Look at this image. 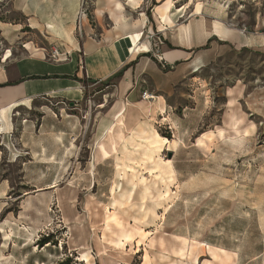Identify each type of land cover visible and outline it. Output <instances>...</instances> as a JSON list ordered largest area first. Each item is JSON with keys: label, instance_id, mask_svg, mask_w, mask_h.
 Returning <instances> with one entry per match:
<instances>
[{"label": "rangeland", "instance_id": "obj_1", "mask_svg": "<svg viewBox=\"0 0 264 264\" xmlns=\"http://www.w3.org/2000/svg\"><path fill=\"white\" fill-rule=\"evenodd\" d=\"M11 1L0 0V20L21 19ZM82 1L95 36L112 28L99 0ZM169 1L189 12L217 5L235 27L264 30V0H135L125 13L151 26ZM10 47L0 36V59ZM115 82L86 83L80 103L46 97L18 108L16 123L29 121V185L21 162L5 166L15 183L0 200V264H264V55L199 69L168 110L138 123L123 153L96 160L94 115ZM53 113L84 123L62 136L47 118L42 127Z\"/></svg>", "mask_w": 264, "mask_h": 264}, {"label": "crops", "instance_id": "obj_2", "mask_svg": "<svg viewBox=\"0 0 264 264\" xmlns=\"http://www.w3.org/2000/svg\"><path fill=\"white\" fill-rule=\"evenodd\" d=\"M99 1L97 10L111 14L114 2ZM121 1L126 9L131 2ZM173 5V1L156 5L151 26L143 18L135 25L136 19L126 14L128 26L117 31L110 15L112 28L95 36L88 17L81 16L82 0L11 1V10L21 19L0 20V36L11 46L0 59V200L15 183L12 176L3 178L6 165L11 170L21 162L24 184L29 185V121L16 123L19 107L46 97L80 103L79 88L86 83L115 79L111 101L97 104L89 140L96 160H113L123 153L138 123L151 117L152 111L168 110L177 85L199 69L232 53L264 55V30L235 27L225 8L202 3L199 11L189 12L186 5L175 10ZM30 30L44 35L43 45L30 39ZM155 30L162 39V60L148 38ZM16 43L23 47L19 55L10 50ZM54 49L69 56L55 60L50 55ZM144 91L154 100L143 99ZM46 118L48 128L62 136L84 123L83 118L53 113L43 116L42 127Z\"/></svg>", "mask_w": 264, "mask_h": 264}, {"label": "bare ground", "instance_id": "obj_3", "mask_svg": "<svg viewBox=\"0 0 264 264\" xmlns=\"http://www.w3.org/2000/svg\"><path fill=\"white\" fill-rule=\"evenodd\" d=\"M130 1L132 2V1H135V0H129V2ZM110 2H114L113 9L111 10L109 8L110 9L111 16H112V20H114V26H115L114 28L117 31H119L122 27L128 26L127 20L129 18L127 17V15L125 13L126 12V7H125V4L121 0H110ZM102 10H100V13L101 14L103 12ZM134 22H135V25H139L140 24V20L139 19H136ZM79 91L82 92L81 88H79Z\"/></svg>", "mask_w": 264, "mask_h": 264}, {"label": "built area", "instance_id": "obj_4", "mask_svg": "<svg viewBox=\"0 0 264 264\" xmlns=\"http://www.w3.org/2000/svg\"><path fill=\"white\" fill-rule=\"evenodd\" d=\"M82 4H83V1H82ZM83 7V5H82ZM85 16V14L83 12H81V16ZM150 37L153 38L154 40V50H155V53H156V57L159 59V60H162V56H161V53H160V45L162 44V39H161V36L158 34V33H155V32H152ZM155 38V39H154ZM51 58L55 59V60H61V58H64V57H67L69 56V53H61L60 51L54 49L51 53ZM142 98L145 99V100H153L155 98L154 95H152L151 93H148V91H144L142 93Z\"/></svg>", "mask_w": 264, "mask_h": 264}, {"label": "trees", "instance_id": "obj_5", "mask_svg": "<svg viewBox=\"0 0 264 264\" xmlns=\"http://www.w3.org/2000/svg\"><path fill=\"white\" fill-rule=\"evenodd\" d=\"M48 242H50V240H49V239H44V240H42V242H41V243H42L43 245H45V244H47Z\"/></svg>", "mask_w": 264, "mask_h": 264}, {"label": "water", "instance_id": "obj_6", "mask_svg": "<svg viewBox=\"0 0 264 264\" xmlns=\"http://www.w3.org/2000/svg\"><path fill=\"white\" fill-rule=\"evenodd\" d=\"M71 105H74V103L72 102Z\"/></svg>", "mask_w": 264, "mask_h": 264}]
</instances>
